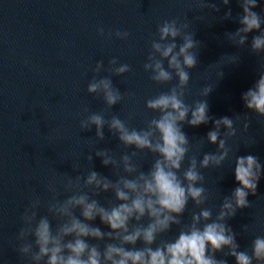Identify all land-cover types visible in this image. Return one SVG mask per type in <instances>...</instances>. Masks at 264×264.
Segmentation results:
<instances>
[{"label":"water","instance_id":"1","mask_svg":"<svg viewBox=\"0 0 264 264\" xmlns=\"http://www.w3.org/2000/svg\"><path fill=\"white\" fill-rule=\"evenodd\" d=\"M209 2L216 3L218 10L202 6L204 0H0V264H30V257L18 251L21 241L17 237L20 228L25 227L22 214L34 200L40 201L37 219L47 215L55 228L60 220L48 212V205L72 194L75 189L66 187L69 179L75 181L77 175L86 176L91 170L112 180L118 178L112 165L101 163L96 150L109 149L119 159L136 149L125 147L107 123L104 138L100 139L95 125L81 128L80 121L97 112L106 121L117 115L130 127L141 128L158 116L146 108L145 101L167 91L178 78L171 70V81L157 83L150 79L143 64L152 51V39H158L157 25L165 19L187 22L186 31L192 32L197 41L192 49L197 64L187 69L190 81L185 101L206 99L213 119L229 116L237 128L236 135L227 139L229 157L219 167L201 169L208 195L203 206L215 215L223 196L236 186L233 169L237 155L253 154L264 163V116L247 109L241 99V94L264 72V52L251 49L255 31L246 34L244 44L238 43L239 37L233 38L240 27V0H230L228 5L223 0ZM262 8L264 0L261 8L254 10L264 16ZM229 9L231 15L226 16ZM101 26L103 36L97 31ZM117 29L128 31L129 37L107 35ZM176 43L178 50L182 37H177ZM113 57L118 63L129 64L131 70L122 75L110 72ZM97 61L104 65L99 73L94 71ZM164 66L167 68V59ZM93 76H109L123 99L109 107L102 95L89 93L87 85ZM206 86L212 89L207 97L201 95ZM245 119L247 130L243 128ZM212 128L211 120L197 127L185 122L183 131L190 145L181 171L190 157L199 160L204 152L217 150V145L207 141V132ZM224 131L222 126L221 133ZM89 154L91 161L87 159ZM154 158L155 154L145 149L133 160L147 171ZM93 198L105 206L118 203L111 191ZM248 199L250 207L239 209L228 223L238 233L241 250L250 252L252 240L264 235V176L257 193L249 194ZM74 211L79 215L78 208ZM193 211L199 208L190 200L182 223L190 222ZM90 223L109 230L98 217ZM180 227L173 225L156 243L174 237ZM89 242L102 248L110 241ZM142 246L137 241L136 247ZM215 255L235 264L234 258L225 257L223 252Z\"/></svg>","mask_w":264,"mask_h":264},{"label":"clouds","instance_id":"2","mask_svg":"<svg viewBox=\"0 0 264 264\" xmlns=\"http://www.w3.org/2000/svg\"><path fill=\"white\" fill-rule=\"evenodd\" d=\"M223 3L228 5L230 0H223ZM261 3L262 0H240V27L232 34L233 38L239 37V44H244L246 34L255 31L257 34L252 37L251 49L257 53L264 52V16L254 10L261 8ZM202 6L218 10L216 3L209 0H204ZM225 15L230 16L231 10ZM188 27L187 22L179 23L177 19H165L157 25L158 39H152V51L143 68L150 73L151 80L160 84L171 81V70H174L178 82L145 101L146 108L158 113L147 121L146 127H130L117 115L106 121L97 112L80 121L81 128L95 125L96 136L100 139L104 138L103 128L107 123L125 147L134 146L136 151L125 152L117 159L109 149L96 150L95 155L102 158L101 163L112 165L118 178L112 180L91 170L86 176L77 175L75 181L69 179L66 187L75 189L72 194L48 205V212L60 220L55 228L47 215L37 219L38 199L24 210L22 220L25 227L19 230L17 239L21 243L18 251L30 257V264H229L227 259L217 258V252L234 258L235 264H264V235L252 240L250 252L241 250L236 239L238 233L228 223L239 209L250 207L249 194L257 193L258 183L264 176V163L257 156L235 157L233 172L236 186L230 194L223 196L215 215L211 208L203 206L208 195L201 169L219 167L229 157L227 139L236 135L237 128L229 116L213 119L206 99L192 103L185 101L190 81L187 69L197 64V54L192 51L197 41L192 32L186 31ZM97 31L101 36L105 35L102 26ZM107 35L126 39L129 32L117 29ZM177 37L183 39L178 50ZM164 59H167V68ZM109 65V71L115 75L131 70L129 64L118 63L117 57H113ZM103 67V61H97L94 71L99 73ZM211 90L206 86L201 95L207 97ZM87 91L102 95L109 107L123 99V93L113 85L109 76H93ZM241 99L247 109L264 116V72L241 94ZM210 120L213 128L207 132V141L217 145V150L204 152L199 160L195 156L190 157L187 167L181 171L190 145L189 137L183 131L185 122L197 127ZM222 126L225 129L223 134ZM248 127L245 119L243 128L247 130ZM145 149L155 154L147 171L141 170L133 160L138 152ZM87 159L91 161L92 155L89 154ZM109 191L114 193L118 203L111 202L105 206L93 198V195ZM190 200L199 211L191 213L190 222L182 223L181 218ZM77 208L79 215L74 211ZM97 217L108 231L90 223ZM173 225H181L175 236L156 243L158 237L169 232ZM29 236L33 238L31 241L27 239ZM90 239L110 242L101 248L90 243ZM137 241H141L143 246L136 247Z\"/></svg>","mask_w":264,"mask_h":264}]
</instances>
